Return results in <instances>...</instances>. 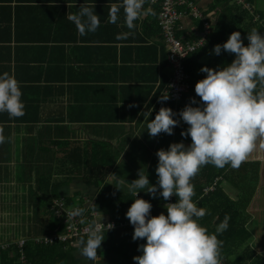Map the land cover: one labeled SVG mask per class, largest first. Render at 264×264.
<instances>
[{"label": "crops", "instance_id": "obj_1", "mask_svg": "<svg viewBox=\"0 0 264 264\" xmlns=\"http://www.w3.org/2000/svg\"><path fill=\"white\" fill-rule=\"evenodd\" d=\"M191 1L213 28L220 14L219 0ZM115 2L0 0V73L7 72L19 81L25 104L22 117L0 113V136L4 137L0 143V225L9 237L0 246L15 245L17 254H11L18 259L17 242L27 239V243L40 245L34 239L55 233L59 226L63 229L51 205L54 199L65 197L69 206H79L92 221L102 214L100 223H92L100 226L104 238L98 250V255L102 254L99 264H118L119 255L112 258L108 241L125 239L133 225L121 218L114 202L133 198L128 184L138 178L141 169L151 183H157L159 149H167L173 142L191 143L190 136L181 135L188 127L183 121L172 135L160 133L155 138H150L146 125L161 107L172 108L179 119L180 110L193 97L199 102L195 85L206 75L199 69L205 65L217 68L220 55L208 44L201 49L207 50L197 61L200 68L192 63L196 68L191 76L193 88L184 100L173 102L169 92L173 68L162 41L160 5L145 6L130 30L123 23L122 12L117 24L107 22L109 5ZM250 2L256 13L264 16V0ZM82 5L96 10L101 21L96 32L85 36H80L67 18L78 13ZM203 23V19L183 16L178 34L185 40L196 39ZM167 91L170 98L160 102L161 93ZM259 143L238 169L207 165L192 180L193 199L207 209L202 201L219 189L230 203L240 201L239 187L226 176L258 175L248 204L237 207L244 208L245 220L238 225L247 230L249 238L232 254L233 259L243 253L253 255L245 264H255L256 257L264 259V148ZM103 190L110 191L106 200L100 197ZM248 191L250 194V186ZM139 196L152 198L144 191ZM173 198L175 202L177 197ZM97 201L99 210L95 209ZM219 218L212 220V228L222 222L217 223ZM111 221L128 224L105 229ZM86 238L83 235L72 242L53 244L54 252L62 249V254L46 252L45 263L83 264L79 249L80 241Z\"/></svg>", "mask_w": 264, "mask_h": 264}, {"label": "clouds", "instance_id": "obj_2", "mask_svg": "<svg viewBox=\"0 0 264 264\" xmlns=\"http://www.w3.org/2000/svg\"><path fill=\"white\" fill-rule=\"evenodd\" d=\"M147 2L116 0L109 5L107 22L117 24L122 12L124 25L134 29ZM99 16L93 8L82 5L78 13L67 18L75 24L79 35L85 36L98 30ZM247 40L245 45L241 32L234 31L224 43L216 44L212 50L215 55L227 52L235 54V59L223 67L205 65L199 69L206 73L195 85L199 102L193 97L180 110L179 119L172 108L161 107L146 125L150 138H155L160 133L172 135L174 128L183 121L188 127L181 135L190 136L191 143L173 142L167 149L156 152V184L150 182L149 175L145 176L142 169L138 178L128 184L133 203L126 218L134 227L132 239L146 241L139 244L141 254L133 257L134 264H220L218 235L228 229L229 217L216 226L215 232H209L200 223L207 210L193 199L192 180L207 165L238 169L257 148L258 142L259 147L264 148V34L252 29L247 33ZM22 97L19 81L7 72L0 73V113H7L9 118L24 116ZM169 98L168 91L162 92L160 102ZM3 142L4 137L0 136V143ZM141 191L154 199L162 198L167 212L152 215L153 205L139 196ZM172 196L177 197L174 203L169 202ZM79 214L78 210L67 217ZM98 217L102 218V214L94 218V224L100 223ZM103 240L99 230H93L80 241L79 255L83 264L102 261L98 250Z\"/></svg>", "mask_w": 264, "mask_h": 264}, {"label": "trees", "instance_id": "obj_3", "mask_svg": "<svg viewBox=\"0 0 264 264\" xmlns=\"http://www.w3.org/2000/svg\"><path fill=\"white\" fill-rule=\"evenodd\" d=\"M252 1V0H248ZM222 0L217 2V9H219L220 14L217 15L215 23L212 28L211 37L208 42V47L215 46L216 44L224 43L230 36V34L234 31H240L241 36L243 37V42L245 45L248 44L247 40V33L252 29H258L259 32L264 34V16H261V20H255V17L246 10H243L241 6L236 4L233 0H225L223 4H221ZM207 49L203 51H199L197 54H193L188 62H187V71L190 73L191 76L194 77V73L196 68L192 67V63H196L198 66L197 61L200 59L201 55L206 52ZM227 56V58H225ZM235 59V54H229L227 52H222L219 58L216 60V67H223L227 64H231L232 61ZM194 78L191 80L192 88L194 86L193 82ZM191 91V90H190ZM189 91V92H190ZM188 92V93H189ZM186 95L184 96V98ZM184 100V99H183ZM260 163H258L259 165ZM227 179L233 181L240 189V201L238 203H230L226 200V196L222 192L221 189L218 191L216 190L211 196L205 198L202 201L207 207V215L200 220V223L207 227L209 232H215L216 226L212 228V220L216 216H220L219 220L223 221L224 218L227 216L229 217V227L226 231L218 235V239L221 241V248H220V263L222 264H245L247 260H250L253 255H248L249 253L241 254L236 259H233V251H237L239 247H242L246 241H248L249 234L247 230H245L242 226L238 225L241 221L245 220V216L243 213L244 208H237V207H245L250 199V195L253 194L255 187L258 183V175L251 176L250 178L244 174L240 178L235 176H226ZM244 181H245V189H244ZM250 186L251 192L249 194L248 187ZM110 191H102L100 194L101 199L106 200ZM146 200H150L153 207H152V215L156 216L161 214L162 212L166 213L167 209L163 207L164 201L162 198L153 197H142ZM176 202V201H175ZM97 201V207L95 209L99 210L100 205ZM133 203V199L128 201L114 202L113 206L116 210L119 211L122 219H127L126 215L127 210ZM245 203V205H238ZM234 209V210H232ZM231 211V212H230ZM230 212V213H229ZM118 215V214H117ZM247 217V216H246ZM61 229V227L59 226ZM134 232V227H130L127 230V237L125 239L113 240L112 243L108 241V248L111 253L113 259H116L119 255V263L118 264H134L133 257L136 255L141 254L138 251V246L141 243H145L146 241L137 240L134 241L132 239ZM17 247L15 245L11 246L10 248L4 250L0 246V264H17L18 255L17 254ZM28 264H47L44 261L45 253L49 252V254H55L58 252L59 255L62 254V249L59 251H55L54 245L43 247L40 245H33L30 242L27 243L24 247ZM15 252L16 254L12 255L11 253ZM19 252V251H18ZM53 252V253H52ZM264 259H260L256 257L255 264H263Z\"/></svg>", "mask_w": 264, "mask_h": 264}, {"label": "built area", "instance_id": "obj_4", "mask_svg": "<svg viewBox=\"0 0 264 264\" xmlns=\"http://www.w3.org/2000/svg\"><path fill=\"white\" fill-rule=\"evenodd\" d=\"M241 6L243 10L249 11L255 20L260 21V14L256 13L255 6L248 0H233ZM160 5L158 16L159 25L162 32V41L169 52V62L173 68V76L170 82V97L173 102L179 103L184 96L192 89L191 75L187 71V62L189 58L205 48L209 42L212 32V23L205 18L203 11L191 0H148L145 6L152 7ZM144 6V7H145ZM193 16L204 20L203 30L196 39L185 40L178 34V26L183 16ZM211 189V188H210ZM169 202L174 203L173 196ZM51 209L62 220L61 230L59 227L55 233L34 239L36 244L48 246L55 243H68L78 240L81 236L87 235L88 232L99 230V225H93L92 217L84 212L79 206H69L65 197H59L53 200ZM80 211L81 214L72 216L68 219L67 214ZM112 224L113 227H111ZM128 223H119L111 221L104 228L107 230L125 226ZM109 228V229H108ZM27 239L16 243L19 247L18 264H28L24 247ZM11 244H4L2 248H8Z\"/></svg>", "mask_w": 264, "mask_h": 264}, {"label": "rangeland", "instance_id": "obj_5", "mask_svg": "<svg viewBox=\"0 0 264 264\" xmlns=\"http://www.w3.org/2000/svg\"><path fill=\"white\" fill-rule=\"evenodd\" d=\"M51 211L53 212V210H51ZM8 239H9L8 232H6L5 230H3V225H0V242H3L4 243ZM220 264H222V263H220Z\"/></svg>", "mask_w": 264, "mask_h": 264}]
</instances>
